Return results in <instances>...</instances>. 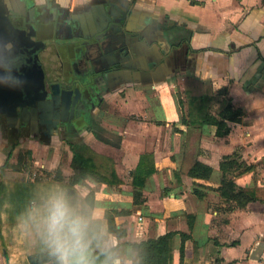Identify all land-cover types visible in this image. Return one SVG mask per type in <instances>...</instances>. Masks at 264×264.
<instances>
[{"label":"crops","instance_id":"obj_1","mask_svg":"<svg viewBox=\"0 0 264 264\" xmlns=\"http://www.w3.org/2000/svg\"><path fill=\"white\" fill-rule=\"evenodd\" d=\"M52 1L74 10L75 29L79 31L83 27L88 37L92 35L90 30L94 33L97 31L94 28L98 20L95 19H103L109 15L106 8L105 12L100 8L91 9L92 0ZM134 6L141 16H144L137 19L134 15V19L143 24L146 23L147 15L152 13L160 14L162 19H171L163 25L166 26L173 44L178 46L183 40L189 42V45L195 48L193 56L197 63L192 64L191 68H180L173 73L174 59L173 56L169 57L161 71H156V80L149 81L144 78V83L129 87L122 94L107 95L104 103L107 105L95 108L97 117L108 120V123L103 120L96 127L104 132L114 133L115 125L112 128L110 120L119 121L124 116V113H118L120 110L117 104L120 102L121 106H125L132 101L136 102L137 89L142 88L146 95L148 94L145 98L147 105L144 111L139 112L143 117L137 119V147H127L130 152H135V156L131 157L123 147H108L111 142L97 137L98 131L93 125L92 130L84 136V142H88L90 146L99 147L104 152L105 148H110V154L107 155L110 157L103 156L104 162L99 163L96 155H88L85 152L83 154L93 158L100 173L108 177H112L113 171L116 173L114 184L99 181L92 176L75 184L76 187L86 186L83 191L85 198L94 192L95 200L94 206H90V217L92 220L101 221L98 249L113 248L115 264H139L138 252L129 242H139L176 231L190 234L184 243L183 260L187 264H213L217 258L232 264H264V196L259 190L263 184L260 181L258 184L254 179L256 167L245 175L244 186L255 188L258 197L248 202L245 207L224 211L220 209L219 191L203 187L206 194L202 198L193 191L195 182L199 181L215 188L219 185L220 161L224 155L240 149L239 152L243 153L242 159L254 164L247 159V154H264L257 153V145L264 143V0H134ZM167 14L168 17H165ZM179 23V27L172 26ZM101 29L103 27L99 30ZM160 34L166 36L165 28H160ZM137 48H140V45L137 44ZM193 56H190V59ZM140 75L137 72V77ZM189 78L209 83L213 90L226 86L233 104L243 108L245 113L241 122L229 121V134L216 136L214 127L205 125L199 128L181 122L184 113L177 90L180 84ZM132 91L134 93H131ZM93 102L95 105L99 103ZM124 128V131L118 133L122 135L125 143V136L129 131L126 126ZM194 129H200L201 141L207 154H212L216 146H225L221 159L220 156L212 161L204 153L197 158L213 167L210 180H199L190 176L187 170L191 165L183 170L186 137L190 130ZM71 136L77 135L71 133ZM215 140H222V144L216 142L211 149L209 143ZM70 145L74 149L77 146L76 143ZM4 146L0 147L1 160L4 159ZM217 152L219 155L220 152ZM144 153L154 155L157 170L146 179L143 187H135L132 171L136 169ZM255 154L253 160L256 159ZM112 156L117 157L115 162ZM132 158V163L125 162ZM70 169L72 176V165ZM136 190L142 192L145 201L135 203ZM216 201L219 202L215 204ZM111 209L129 210L128 214L115 215L117 227L124 229L125 235H116L118 238L114 245L111 238L115 233L108 230V220L105 216ZM190 215L194 217L192 228L189 225ZM133 234L137 235V239H132ZM90 235H93V229H90ZM106 239H109L110 244L106 243ZM15 245L14 252L4 249L6 254H0V264L21 262L25 245L21 240ZM93 245L94 242L91 244L92 252ZM180 245L181 235L178 233L173 239V262L176 264L181 261ZM258 248L261 251L257 252L259 257L255 258L253 255Z\"/></svg>","mask_w":264,"mask_h":264},{"label":"flooded vegetation","instance_id":"obj_2","mask_svg":"<svg viewBox=\"0 0 264 264\" xmlns=\"http://www.w3.org/2000/svg\"><path fill=\"white\" fill-rule=\"evenodd\" d=\"M133 6L134 0H92L91 9L105 12L106 8L109 15L95 19L97 31L90 30L88 37L83 27L75 29L76 15L70 7L52 0H0V10L5 11L0 14L7 15L29 38L18 49L26 54L24 62L15 68L23 80L18 76L25 97L16 106L15 120L0 111V138L7 139L6 148L18 149L33 139L57 145L71 133L81 135L82 128L89 129L86 136L97 115L95 108L104 105L107 95L122 94L144 83V78L156 80V71H161L169 57L174 59L173 73L197 63L195 48L189 42L173 44L163 25L171 19L152 13L143 24L137 19L144 16ZM3 20L0 17V28H6ZM160 28H165L166 36L160 34ZM34 57L43 76L34 65Z\"/></svg>","mask_w":264,"mask_h":264},{"label":"rangeland","instance_id":"obj_3","mask_svg":"<svg viewBox=\"0 0 264 264\" xmlns=\"http://www.w3.org/2000/svg\"><path fill=\"white\" fill-rule=\"evenodd\" d=\"M0 11L1 13L5 12L4 10ZM193 81L195 80H191V78H189V80L187 79L183 81V84H180L177 90L179 102L181 99L184 100V107L186 109L182 107L183 113H186L188 110V104H185V102H187V90H189L190 93L194 95L213 92L211 84L197 80L194 83ZM131 93L134 92L132 91ZM135 93L137 94L136 102L132 101L130 104L127 103V105L125 106H121L120 102L117 104V106L119 107L118 110H120V112L118 113H124V116L121 117L119 121H117L116 119L115 121L110 120L109 124H111V127L113 128V126L115 125L116 130L114 131V133L113 131L111 133L104 132L103 130H100L99 127H96V125L102 123L103 120L104 122L108 123L107 119H102L99 116H95L93 124V127H95L98 131L97 137L102 138L103 141L105 139H109V142H111L110 146L108 147L112 149H115L116 146L123 147L131 157L135 156V152H130L127 147L137 145V119H139V117H143V115H139V112L144 111V107L147 105V99L145 98L148 97V94L146 95V92L142 88L137 89V92ZM126 119L131 120L129 121ZM125 126L129 132L125 136L126 141L124 143L123 137L118 133V131H124ZM201 137L202 134L200 132V129L190 130L188 136L186 137L183 170H185L189 165H192V163L200 157V154L203 153L206 154V156L212 161L217 160V158L219 159L220 156V159L222 158V152L223 150H225V146L220 145L214 148V143L217 142V144H222V140H215V142L211 141L209 143L211 149L214 148V152L216 153L214 155L213 150L212 154H207L205 152V146H203ZM62 141L63 144L61 145H45L33 139L24 142L25 145L22 144V146L18 149L9 150V148H6L7 139L2 140L0 138V147L5 145V151H3L4 159H0V165L4 163L2 168L0 169V180L4 181L7 185V188L4 192L5 203L2 211L3 221L2 223H0V254H6V251H9L10 249L14 252L16 246L15 243L21 240L22 244H24L25 246L23 247V254L21 252V254L24 255V258L20 260V264H23L27 260L29 253L39 251L41 250V248H49L44 240L42 228L40 227V219L44 205L46 204L50 196H52L54 193L66 194L73 205L77 207L82 212V214H84L89 219L90 229H93V235H90L92 237V242H94L93 248L98 249L100 247L99 243L101 221L92 220L90 217L91 207L83 195V191L86 186L84 185L82 187H76L75 185H71L70 163L72 162L74 151H80L82 153L85 152L88 155H96V160L99 163H102L105 160H103V156H107L110 154V152L108 151L110 148H105L104 152L99 147L90 146L88 142H84L85 137L81 135L71 137L67 136L65 137V140ZM75 143L77 144V146H75V149L71 148L70 144ZM257 148L259 151L257 152L258 154L264 152V143L260 142L257 145ZM9 151H11L10 155L8 154ZM217 151L220 152L219 155L217 154ZM241 153L242 152H240V154ZM253 154L255 153H248L247 159L251 160L256 167V171L254 172V179L257 180L258 184L259 181L263 184L260 185L261 188L259 190L260 194L264 196V154H261L262 156H257L255 154L257 160H253ZM241 155H243V153ZM21 157L24 159L25 165L24 167L18 169L16 167V163ZM116 158L117 157L112 156V160L114 162L116 161ZM132 161L133 158L125 160L127 164L132 163ZM246 174H249V172L233 175V178H235L238 187H245L244 179ZM20 183L33 185L32 195L34 194V199L29 200L27 204L25 203V207L22 206L23 209L21 211H18L16 209L14 201L11 199V195L12 192L17 188V185ZM210 196H212V194H210ZM219 201H221L220 209L225 211L226 209H224V206L222 204L223 202L221 196ZM219 201H216L215 204H217ZM114 235L111 238V242L113 243V245L116 241V238H118L116 234ZM132 239H137V235L133 234ZM106 241V243L110 244L109 239H106ZM132 248L135 249L133 246ZM4 249H6L5 252Z\"/></svg>","mask_w":264,"mask_h":264},{"label":"trees","instance_id":"obj_4","mask_svg":"<svg viewBox=\"0 0 264 264\" xmlns=\"http://www.w3.org/2000/svg\"><path fill=\"white\" fill-rule=\"evenodd\" d=\"M22 1L24 2L25 0ZM187 102V114H183L181 122L187 126L199 128L205 125L214 127L216 136H225L229 134L231 130L229 121L241 122L245 113L242 107L233 104L232 99L228 96V88L226 86L213 90L211 93H203L200 95H194L191 94L190 91H187ZM180 104L185 108L183 99L180 100ZM15 119L16 118H13V120ZM177 129L179 128L177 127ZM88 131L89 129L82 128L80 134L83 136ZM16 146L17 142H14L13 147ZM9 149L11 148L9 147ZM8 154L10 155L11 151H9ZM24 165V159L22 157L19 158L16 167L19 169L24 167ZM71 165L74 171L70 179L71 185H75L88 176H92L99 181L114 184L116 173L113 171L111 173L112 177L100 173L93 158L87 157L83 153L76 151ZM156 170L154 155L151 153L142 154L136 169L132 171L133 184L135 187H143L146 179ZM220 170L221 177L219 185L216 188L207 186L204 182H195L193 191L198 197L202 198L205 196L206 192L202 189L203 187L217 190L220 192L222 204L226 210L245 207L248 202L257 199L258 194L255 188L238 187L235 178H233V175L255 170V165L242 159L238 150L223 156L220 161ZM187 173L195 179L210 180L213 175V167L208 163L196 159L188 168ZM6 188V183L0 180V223L3 221L2 211L5 203L4 192ZM32 188L33 185L20 183L12 192L11 199L14 201L18 211L23 209L22 206H24L25 203L27 204L29 200L34 199ZM86 200L90 206H94V192L89 193ZM134 201L135 203L145 201V197H143L141 191L136 190L134 192ZM116 213L128 214L129 210L125 209L119 211L111 209L105 213L108 220V230L115 233L118 237H122L125 235V230L121 227H117L115 222ZM193 218V215L189 216V225L191 228L193 226ZM178 233L181 235V261L178 264H187L183 259L185 251L184 243L190 236L188 233L170 231L157 237L143 239L139 242H129V244L137 250L139 264H176L173 262V239ZM92 254L95 259V264H113V248L94 249ZM47 262L58 264L57 258L52 254L51 249L41 248V250L29 254L27 260L23 264H44ZM213 264H232V262H225L222 258H217Z\"/></svg>","mask_w":264,"mask_h":264},{"label":"clouds","instance_id":"obj_5","mask_svg":"<svg viewBox=\"0 0 264 264\" xmlns=\"http://www.w3.org/2000/svg\"><path fill=\"white\" fill-rule=\"evenodd\" d=\"M40 227L58 264H95L90 221L66 194L50 196L42 209Z\"/></svg>","mask_w":264,"mask_h":264},{"label":"water","instance_id":"obj_6","mask_svg":"<svg viewBox=\"0 0 264 264\" xmlns=\"http://www.w3.org/2000/svg\"><path fill=\"white\" fill-rule=\"evenodd\" d=\"M4 26L0 28V111L7 113L10 120L17 114V105L22 102L24 96V89H21L16 74L15 68L18 64L24 62V54L18 51L23 43L29 38L25 36V32L14 25L9 20L7 15L0 14ZM33 62L41 76L44 75L43 69L37 57L33 58ZM20 77V76H19ZM20 80L23 81L20 77ZM261 249H256L253 257H259L257 252Z\"/></svg>","mask_w":264,"mask_h":264}]
</instances>
